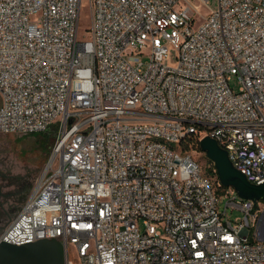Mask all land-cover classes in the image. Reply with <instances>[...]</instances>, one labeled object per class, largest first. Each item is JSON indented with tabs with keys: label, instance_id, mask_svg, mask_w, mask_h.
Returning a JSON list of instances; mask_svg holds the SVG:
<instances>
[{
	"label": "built area",
	"instance_id": "obj_1",
	"mask_svg": "<svg viewBox=\"0 0 264 264\" xmlns=\"http://www.w3.org/2000/svg\"><path fill=\"white\" fill-rule=\"evenodd\" d=\"M216 2L0 0V134L55 137L0 242L56 241L63 264H264V202L217 195L168 147L210 138L264 184V0Z\"/></svg>",
	"mask_w": 264,
	"mask_h": 264
},
{
	"label": "rangeland",
	"instance_id": "obj_2",
	"mask_svg": "<svg viewBox=\"0 0 264 264\" xmlns=\"http://www.w3.org/2000/svg\"><path fill=\"white\" fill-rule=\"evenodd\" d=\"M187 1L203 18L208 16L209 9L212 11L217 9L216 0L208 1L207 6L209 9L203 6L198 0ZM201 20L202 19L200 18L199 21L202 22ZM29 21L35 25L40 24L41 14L37 13L30 16ZM90 25V6L87 2H83L80 7L77 31L79 41L84 42L89 40L87 30L90 29ZM172 61H174V59H172ZM230 86L233 91L238 92L239 83L235 78L232 79ZM54 140V129H50L42 134H32L28 136L0 134V171L1 173H6L14 178V182L17 185L14 191L18 194L15 193L11 202L14 203V200L16 199L21 201L17 208L18 211L21 210L23 203L38 184L42 173L50 160ZM168 147L176 149L178 144H169ZM197 151L198 150H195L194 148L189 154L198 163L201 171L204 174L209 175L210 161L203 153ZM221 202L220 210L222 211L226 200H222L220 203ZM226 213L230 216L231 220L243 216L237 211L232 212L229 208Z\"/></svg>",
	"mask_w": 264,
	"mask_h": 264
},
{
	"label": "water",
	"instance_id": "obj_3",
	"mask_svg": "<svg viewBox=\"0 0 264 264\" xmlns=\"http://www.w3.org/2000/svg\"><path fill=\"white\" fill-rule=\"evenodd\" d=\"M200 152L213 164L218 182L223 189H232L241 200L251 201L254 205L264 202V184L257 186L249 183L236 171L224 150L217 143L204 138L199 142ZM264 240V232L263 237ZM64 250L56 241H39L26 246H14L0 242V264H63Z\"/></svg>",
	"mask_w": 264,
	"mask_h": 264
},
{
	"label": "flooded vegetation",
	"instance_id": "obj_4",
	"mask_svg": "<svg viewBox=\"0 0 264 264\" xmlns=\"http://www.w3.org/2000/svg\"><path fill=\"white\" fill-rule=\"evenodd\" d=\"M16 186L13 177L0 171V237L20 212L17 208L21 201L16 199L14 203L11 202Z\"/></svg>",
	"mask_w": 264,
	"mask_h": 264
},
{
	"label": "trees",
	"instance_id": "obj_5",
	"mask_svg": "<svg viewBox=\"0 0 264 264\" xmlns=\"http://www.w3.org/2000/svg\"><path fill=\"white\" fill-rule=\"evenodd\" d=\"M194 148L195 150H198L197 152H200L198 137L195 135H188L181 143L178 144V147L175 150L182 155H190V151H192ZM209 163V175L203 174L212 181L215 193L219 196L223 195L225 191L219 186L216 174L214 172V167L211 162Z\"/></svg>",
	"mask_w": 264,
	"mask_h": 264
}]
</instances>
